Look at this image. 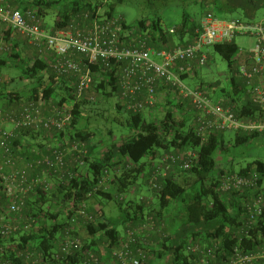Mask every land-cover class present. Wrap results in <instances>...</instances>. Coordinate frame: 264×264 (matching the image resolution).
<instances>
[{"label": "trees", "instance_id": "trees-1", "mask_svg": "<svg viewBox=\"0 0 264 264\" xmlns=\"http://www.w3.org/2000/svg\"><path fill=\"white\" fill-rule=\"evenodd\" d=\"M126 1L4 0L5 5L12 10L21 11L31 25L39 21L44 30L49 26L44 20L51 17L53 19L50 25L52 35L59 31L72 30L74 23L78 20H84L89 24L95 20L117 19L114 16L115 7L117 4H123ZM143 1L152 11L149 17H143L133 25L126 24L122 19L117 20L130 33V36L126 37L128 42H132L135 37L141 35L148 42L149 47L154 50L169 49L176 46L173 37L177 38L179 46L187 45L184 39L188 36L194 37L199 24H196L194 19L190 17L189 8L191 7L200 8L203 15L208 11L213 12L224 20L237 12H240L243 18L251 20L257 10L264 7V0ZM173 3H180L183 9V21L180 27L175 29L174 34H170L163 27L164 19L160 13V7H166ZM22 37L16 31L0 25V39L4 47L8 48L7 51H0V69L15 68L23 64L25 66L23 73L31 80L29 95L22 96L16 91L4 92L1 87L10 84V81L6 82L0 75L4 80L0 85V102H3L0 110L7 113H18L24 104L33 101L65 109L71 114L72 121L65 132L54 133L50 137L42 133L36 134L29 130H21L11 143L12 149L15 153H19L17 150L21 147L22 151L19 154L33 161L39 159L42 154H50L51 148H56L57 144H60L64 139L68 141L78 140L87 145L89 155L85 157L86 161L83 168H71L69 170L75 174L73 180L67 179L60 184L55 183V189H52L51 192L45 193L38 190L30 196L25 212L18 218L25 220L32 218V230L18 232L10 238H3L0 233V247L4 248L1 253L2 256L0 255V264H32L27 262L21 253L26 250H31L36 254L43 253L42 264L77 263V258H75L77 256L58 261L53 259L52 255L55 252L53 241L57 231L60 230L58 224L63 222L60 217L64 214L66 205L72 204L75 207L84 203L89 206L90 212L98 220L96 224L89 225L82 232V237L86 241L85 249H90L96 253L101 259L100 264L112 262L110 250L118 247L122 234L128 226H137L144 221L145 217L153 216L158 223V230H160L162 224L159 221L161 222L163 219L164 212L180 201L183 203L186 212L184 224L174 234L166 235L161 229V236L156 237L155 246L141 247L139 244L148 258V261H144L143 264H154L157 260L163 261V264H189L193 256L187 253V246L201 242L208 244L214 239L222 240V253L219 252L215 259L221 264L228 262L233 246L241 241L245 242L244 245L247 249L255 250L259 244L258 234L252 235L253 240L248 239L245 234H242L243 223H240V219L244 214V205L247 202H252L259 194L264 195L263 161L255 160L239 172L219 170V165L226 164V161L225 159L218 161L216 154L218 152L228 153L230 141L226 140L225 132L199 136L192 127L196 117L192 104L189 101L181 100L176 92L174 93L179 99L174 98L181 102H172L171 99L173 98L171 97L170 100H166L168 106H162L160 102L156 104L157 109L160 108L158 109L160 117L157 119H150L145 114L146 110L142 112L129 111L121 96L118 81L120 64H116L113 70L102 68L99 65H89L93 76V83L89 91L94 90L108 100L118 97L119 102L116 103L115 107L118 112H124L125 117L116 118L115 122L122 128L129 130V134L124 139L112 144L97 157L95 146L91 142L92 135L79 127V124L86 120L82 108L89 103L86 101L89 91L79 97L76 92L75 75L68 77L56 75L50 69V62L48 63L46 59L48 55L45 53L36 51V57L19 53L17 50L19 45L16 42L23 41ZM212 49L227 61L230 67H233L237 61L239 48L235 41L215 45ZM76 59L83 65L88 64L82 56L78 55ZM194 74H198L197 71ZM187 77L189 76H182V79ZM230 81L232 91L224 92L223 97L227 98L222 101L221 105L225 108H231L239 119L264 121V106L256 105L248 98L245 82L242 81L239 84L234 76ZM161 86L166 87L168 85H160L159 87ZM159 87L157 90L160 89ZM172 91L173 89L170 87V94ZM219 100L221 99L218 98L217 101ZM187 104L191 106L194 113L189 114L185 111ZM174 111L179 114L177 115ZM7 128H11V125H8ZM259 136L262 135L236 132L235 145L246 144ZM186 152L194 153L196 156L192 160V168L186 172L175 169L174 173L160 181L159 190L151 188L149 176L152 173L154 162L159 161L167 153L182 155ZM145 157H149L147 164L142 163ZM148 164L151 168L147 169L149 171L145 182L157 199L158 207L155 206L157 207L155 208V202L146 199H143L141 204L132 199L128 200L127 208L123 209L125 216L119 222L123 227L122 232L118 229L117 224L106 216L102 207L101 209L94 208V206L91 208L90 202L97 200L102 204L101 202L105 200L116 201L121 206L129 192L134 191L133 187L137 185L138 179L146 173ZM253 172L260 175V190L236 191L228 196L218 192L221 175L238 173L246 176ZM186 173L195 177L193 184L181 182L176 177L178 174L185 175ZM104 177L107 178L106 185L96 191ZM51 179L55 182L53 177ZM121 196H123V200L119 199ZM148 210L150 211L148 212ZM6 216L8 217V215ZM259 231L264 236V219L260 221ZM156 234L157 232L152 237H155ZM138 256L140 257V254Z\"/></svg>", "mask_w": 264, "mask_h": 264}, {"label": "built area", "instance_id": "built-area-1", "mask_svg": "<svg viewBox=\"0 0 264 264\" xmlns=\"http://www.w3.org/2000/svg\"><path fill=\"white\" fill-rule=\"evenodd\" d=\"M0 25L16 31L37 46L48 47L51 50L50 69L60 77L75 75L79 97L86 94L93 83L89 65L113 70L116 64H120L118 81L121 96L129 111L142 112L156 107L157 88L168 85L172 87V93L176 92L181 100L192 104L196 115L192 127L199 136L227 131L264 136V121L239 119L231 108L212 103L203 90L192 91L182 83V76H190L207 65L210 48L235 41L239 36H248L255 39L256 44L252 50H242L245 60L241 62L237 75L247 86L248 98L254 104L264 106V21L256 23L239 18L224 20L208 11L189 44L162 50L150 48L141 35L128 42L126 37L130 33L117 19L95 20L85 29L73 25L70 31H59L52 35L41 27L39 21L32 25L28 23L21 11L12 10L5 5L4 0H0ZM174 32L175 29L170 34ZM7 49L0 39V51ZM78 55L88 64L78 62ZM3 82L0 77V85ZM71 121L72 116L65 109L33 101L24 104L18 113L0 110V233L3 238L32 230V218H18L25 212L30 196L38 190L51 192L55 183L73 180L75 174L69 170L83 168L85 157L89 155L84 142L64 139L56 148H51L50 154H42L39 159L30 161L19 154L21 147L17 150L19 153L14 152L12 141L21 130L42 133L47 137L63 133ZM8 125L11 128H7ZM195 158L191 152L163 155L152 166L149 185L159 190L162 179L174 173L175 169L180 172L190 170ZM20 162H24L23 166ZM106 181L104 177L96 191L106 185ZM259 182L260 175L257 172L246 176L225 173L220 177L218 192L228 196L236 191H258ZM119 199L123 200V196ZM244 208L240 219V223H243L242 234L251 240L252 235L258 234L259 244L255 250L247 249L243 241L234 245L225 264H264V236L259 231L260 221L264 219V195L259 194L252 202H247ZM64 215L66 219L58 224L60 230L55 235L54 244L52 242L55 246L52 258L58 261L77 256V263L74 264H100V257L92 250L85 249L86 241L82 237L86 227L98 222L89 206L86 203L75 207L66 205ZM157 230L158 223L153 216L145 217L137 226H128L118 247L110 250L112 262L107 264H143L148 261L147 254L140 246H155L152 236ZM221 246V239H214L208 244H190L186 248L187 253L193 256L189 264H221L215 260L219 252L222 253ZM3 251L4 248L0 247V255ZM21 253L27 262L42 264L43 253L36 254L31 250Z\"/></svg>", "mask_w": 264, "mask_h": 264}, {"label": "rangeland", "instance_id": "rangeland-1", "mask_svg": "<svg viewBox=\"0 0 264 264\" xmlns=\"http://www.w3.org/2000/svg\"><path fill=\"white\" fill-rule=\"evenodd\" d=\"M151 12L152 11L150 7H148L143 0H127L123 4L116 5L114 16L117 19H122L128 25H133L141 18L149 17L151 15ZM160 13L164 19L163 27L166 31L170 32L171 30L180 27L183 21V9L180 6V3H173L166 7H160ZM189 13L190 17L194 19V22L196 24L201 23L203 12L200 8L191 7L189 8ZM231 16L233 17V19L239 18L245 21H252L256 23L262 22L264 21V7L257 10L254 18L251 20L243 18L240 12H237ZM48 19H51V17H49ZM173 41L175 45H179V41L177 40V38L173 37ZM235 43L239 48V54L237 58L242 55V50H252L256 44L255 39L248 36L237 37L235 39ZM210 53L211 57L209 58V62L207 63V65L200 68L198 74H192L184 79L182 83L189 90H203L208 95L212 103H216L218 98L224 99V101L226 100L227 97H223L224 92L226 93L232 91L230 80L233 76L236 78V81L239 82V84L243 81V79L236 74L237 70H239V67L236 64H233V67H230L228 62L225 61L220 55L216 54L212 48H210ZM24 69L25 66L23 64L15 68L7 67L0 69V75L4 78V80L6 82L8 80L10 81V84H6L1 87L4 92L16 91L22 96L29 95L31 80L27 77V75L23 73ZM216 85L218 86L216 87ZM172 95L173 97L179 99V97H177L175 93H173ZM87 98L88 99L86 101H88L89 103L84 105L82 108V113L86 120L82 121L79 124V127H81L84 132H89L92 135L91 142L95 146L94 149L96 150V156L99 157L105 150L109 148V146L124 139L129 134V130L126 128H122L115 122L116 118L125 117V113L118 112L115 107L116 103L119 102L118 97H114L108 100L103 98L94 90H91L88 92ZM2 103L3 102H0V107H2ZM158 103L159 101L157 102V104ZM160 103L162 106H168L166 101L161 100ZM186 108L187 109L185 111L187 113H194L189 104H187ZM158 109L154 108V110L156 112H159L160 114V111ZM146 112L147 109L145 113ZM176 114L178 115L179 113L176 112ZM235 133V131L225 132L226 140L230 141V150L228 153L223 154L218 152L216 154V158L218 161L221 159H225L226 161V164L219 165V170L225 169L239 172L242 168L246 167L248 164L255 160H261L264 162V136L253 138L246 144L235 145ZM142 163H149V157H145L142 160ZM149 167L151 168V166L148 164L146 167V173L144 174V176H141V178L138 179V186L133 187V190L134 188L138 190V187L141 190L139 193H135L137 199H133L134 195H131V192H129L126 200L121 203V206H119L116 201L113 202L105 200L101 202L102 204H100L97 200H91V208L92 206L97 209H101L102 207L105 211L106 216L113 222H115V224H117L118 226V229L123 232V227L119 222L125 216V212L123 209L127 208L128 200L132 199L138 204H141L143 199H146L150 200L153 203L155 202L156 205H154V207H158L157 199L154 197L152 191L149 189L147 183L145 182L147 178V172L149 171L147 169H150ZM176 177L179 178L181 182H188L189 184H193L195 181V177L192 174H178V176L176 175ZM53 189L55 188L53 187ZM149 211L150 210H148V212ZM164 213L165 214L162 219L163 221L161 220L162 223L159 221V223L162 224L161 229L166 235L176 233L178 229L182 227L184 221L186 220V212L183 203L180 201L174 204ZM65 216L66 215L64 214L61 215L60 220L65 221ZM154 264H163V261L157 260Z\"/></svg>", "mask_w": 264, "mask_h": 264}, {"label": "crops", "instance_id": "crops-1", "mask_svg": "<svg viewBox=\"0 0 264 264\" xmlns=\"http://www.w3.org/2000/svg\"><path fill=\"white\" fill-rule=\"evenodd\" d=\"M203 17H204V15H203ZM203 17H202V19H203ZM202 19H201V21H202ZM230 19H233V17L232 16H230L227 20H230ZM44 22L46 23V24H48L49 26H47V28H45V30L48 32V33H50L51 34V27H50V25H51V23H52V18L51 19H45L44 20ZM80 24H79V23ZM197 24H199L200 25V23H197ZM74 25L77 27V28H79V29H85V27H87V26H89L90 25V23L89 24H87L84 20H78L76 23H74ZM57 33V32H56ZM22 39H23V41H19V42H16V44H18L19 45V47H18V52L19 53H21V54H23V53H25L26 54V56L28 55V54H30L32 57H36L37 55H36V53L38 52V53H45L46 55H48V56H46V59H47V61H48V63L50 62V56H51V50H49V48L48 47H46L45 45H42V46H37V45H35L34 43H32L29 39L27 40L25 37H22ZM192 39H193V37H189L188 36V38H186V39H184L185 40V43H187V44H189L191 41H192ZM19 40H20V38H19ZM25 41H26V43H25ZM180 45V44H179ZM179 45H176V46H179ZM175 47V46H174ZM37 51V52H36ZM28 52H30V53H28ZM208 54H209V58L211 57V53H210V50H209V52H208ZM245 60V57L243 56V55H240V57L239 58H237V61L235 62V64L239 67L240 66V64H241V62H243ZM198 71L199 70H197V73H198ZM237 72H238V70H237ZM236 72V73H237ZM160 89H158L157 90V100L160 102L161 100L162 101H166V100H168L169 98H173V99H171V101L173 102H175V103H178V102H181V101H178L177 99H175L173 96H172V92H171V94H170V86H166V87H164V86H161V87H159ZM170 100V99H169ZM177 100V101H176ZM157 101V102H158ZM222 101H224L223 99H221V100H219V101H217V103H220V104H222ZM185 102V101H184ZM187 103V102H186ZM154 108H157V107H154ZM154 108H148L147 109V112L145 113V114H147L150 118H154V119H157L159 116H160V114H159V112H156L155 110H154ZM30 145V144H29ZM31 155V154H30ZM33 156H35V155H33ZM20 165H23L24 164V162H20L19 163ZM138 185H136V187H137ZM141 190H140V188L138 187V190L137 189H134V191L133 192H131V195H134L133 196V199H135L136 198V194L137 193H139ZM133 193V194H132ZM136 193V194H135ZM137 199V198H136ZM161 233H162V231H161V229L160 230H157V234H156V236L155 237H153L152 238V241H153V244H154V242H155V239H156V237L157 236H161Z\"/></svg>", "mask_w": 264, "mask_h": 264}]
</instances>
